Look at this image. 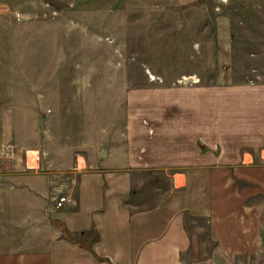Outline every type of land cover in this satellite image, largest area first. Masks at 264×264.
Masks as SVG:
<instances>
[{
	"label": "rangeland",
	"instance_id": "374dc122",
	"mask_svg": "<svg viewBox=\"0 0 264 264\" xmlns=\"http://www.w3.org/2000/svg\"><path fill=\"white\" fill-rule=\"evenodd\" d=\"M2 5L0 172L30 173L35 188L47 183L48 197L39 198L49 205L69 196L58 192L62 183L74 188L80 175L127 150L138 161L157 140L161 161L145 174L147 204L152 185L164 192L181 166L162 163L175 157L168 145L185 143L174 139L185 115L169 93L264 86V0Z\"/></svg>",
	"mask_w": 264,
	"mask_h": 264
},
{
	"label": "crops",
	"instance_id": "0c3cea01",
	"mask_svg": "<svg viewBox=\"0 0 264 264\" xmlns=\"http://www.w3.org/2000/svg\"><path fill=\"white\" fill-rule=\"evenodd\" d=\"M173 95L185 115L174 139L185 143L168 145L175 157L162 163L181 166L147 204L157 140L138 161L127 150L74 188L62 183L74 204L60 209L39 198L47 183L0 172V264H264V86Z\"/></svg>",
	"mask_w": 264,
	"mask_h": 264
},
{
	"label": "built area",
	"instance_id": "2783aa9c",
	"mask_svg": "<svg viewBox=\"0 0 264 264\" xmlns=\"http://www.w3.org/2000/svg\"><path fill=\"white\" fill-rule=\"evenodd\" d=\"M1 10H2V8L0 6V12H1ZM13 18L17 22H19L22 19V17L18 13H14ZM73 204H74V201L70 196H60L56 200L55 207H56V209H60V208H63L65 206H72Z\"/></svg>",
	"mask_w": 264,
	"mask_h": 264
},
{
	"label": "water",
	"instance_id": "95a60500",
	"mask_svg": "<svg viewBox=\"0 0 264 264\" xmlns=\"http://www.w3.org/2000/svg\"><path fill=\"white\" fill-rule=\"evenodd\" d=\"M44 118H45L44 116L40 117L39 122H38V126H39L40 131H44V124H43ZM100 157L102 159H104L106 157V147H103V150L100 154Z\"/></svg>",
	"mask_w": 264,
	"mask_h": 264
}]
</instances>
